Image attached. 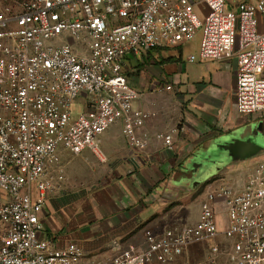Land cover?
<instances>
[{
  "label": "built area",
  "instance_id": "obj_1",
  "mask_svg": "<svg viewBox=\"0 0 264 264\" xmlns=\"http://www.w3.org/2000/svg\"><path fill=\"white\" fill-rule=\"evenodd\" d=\"M264 0H31L0 12V264H80L75 243L57 247L42 236L40 213L62 177L60 150H99V137L122 121L129 146L149 114L124 72L130 55L195 39L198 58H237L240 113L264 117ZM69 35L70 43L52 44ZM74 43H80L76 48ZM171 89V87H168ZM84 99L89 109L76 112ZM172 150L173 135L161 136ZM226 221L222 230L219 211ZM148 248L113 264H264V161L243 189H210L194 225L174 222L146 232ZM207 245L206 258L185 252Z\"/></svg>",
  "mask_w": 264,
  "mask_h": 264
},
{
  "label": "crops",
  "instance_id": "obj_2",
  "mask_svg": "<svg viewBox=\"0 0 264 264\" xmlns=\"http://www.w3.org/2000/svg\"><path fill=\"white\" fill-rule=\"evenodd\" d=\"M184 45L125 61L127 80L139 93L134 108L149 114L138 131L147 139L145 151L129 146L122 121L99 137L97 152L60 150L64 174L54 173L56 188L40 213L42 236L60 248L77 244L84 252L80 264H113L127 250H146L148 230L187 225L178 215L190 201L202 205L199 190H241L264 161V117L238 110L237 58L184 62ZM82 101L76 112L89 109ZM169 134L172 150L161 138ZM219 217L223 230V210ZM208 253L207 245H198L184 257Z\"/></svg>",
  "mask_w": 264,
  "mask_h": 264
},
{
  "label": "rangeland",
  "instance_id": "obj_3",
  "mask_svg": "<svg viewBox=\"0 0 264 264\" xmlns=\"http://www.w3.org/2000/svg\"><path fill=\"white\" fill-rule=\"evenodd\" d=\"M31 0H0V12L4 10L5 8H11V9H18L22 3L29 2ZM202 37V30H199L195 39L191 42H188L183 47V58L184 62L187 60L190 56L194 55L198 58L199 54V45L201 42ZM71 40H69V35L64 34L63 36L56 38L52 41V44L55 45H61L63 43H70ZM76 48L80 47V43H74ZM185 65V64H184ZM83 99H80L76 103V111H79L80 109H84ZM207 191L199 190L196 195H201V198L203 195L206 196ZM189 197L193 196V192L188 193ZM194 197V196H193ZM200 198V197H199ZM201 200V199H200ZM190 201V200H189ZM182 213H179L178 219L187 225H193L196 223L199 219L200 212H201V206L198 202H189L188 206L182 208ZM221 221L219 217V222ZM2 230V225L0 224V233Z\"/></svg>",
  "mask_w": 264,
  "mask_h": 264
},
{
  "label": "trees",
  "instance_id": "obj_4",
  "mask_svg": "<svg viewBox=\"0 0 264 264\" xmlns=\"http://www.w3.org/2000/svg\"><path fill=\"white\" fill-rule=\"evenodd\" d=\"M175 48V47H174ZM156 49H166V50H169V49H172V48H164V47H160V48H156ZM150 52V51H149ZM148 52V53H149ZM176 59L174 58H171L170 61H175Z\"/></svg>",
  "mask_w": 264,
  "mask_h": 264
}]
</instances>
